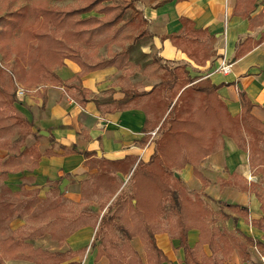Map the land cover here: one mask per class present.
Returning <instances> with one entry per match:
<instances>
[{
  "label": "trees",
  "instance_id": "1",
  "mask_svg": "<svg viewBox=\"0 0 264 264\" xmlns=\"http://www.w3.org/2000/svg\"><path fill=\"white\" fill-rule=\"evenodd\" d=\"M166 1L162 0L160 4ZM240 3L237 0V7ZM31 16L36 21L28 22ZM68 20L71 28L66 32H69L76 46L63 54L58 66H64L66 60H71L81 70L70 80L62 79L52 72V84L64 86L67 93L83 108L88 102H94L99 110L106 112L142 110L146 115L144 136L139 140L142 146L149 143L151 131L159 127L160 132L153 139L155 149L149 160H140L135 167L129 191L122 189L109 205L111 197L100 205L101 211L106 207L101 217L100 212L81 213L73 220L75 222L71 230L70 221L60 218L61 229L59 231L54 226L50 230L52 238L63 245L74 231L89 223L88 217L93 215L96 217L93 222L96 234L91 245L98 249L97 260L107 256L109 264H162L167 256L157 244L156 234L159 232V216L164 214L170 222L173 235L185 252L186 264H225L235 250L246 262L251 259L250 247L257 248L264 255L262 240L245 234L236 226L235 231L230 232L225 225L221 228L209 225L213 219V210L203 197L209 180L199 168L205 158L225 146V138L229 137L244 152L258 153L256 166L264 174V121L253 114L256 104L247 92L239 88L242 108L239 114L233 115L219 93V89L228 83H217L211 76H193L186 64L167 67L162 64L160 56L144 52L142 46L150 41L153 34L147 29V20L143 17L138 0H83L81 4L65 7L52 6L47 0H35L30 5L12 10L6 17L0 16V45H13V41L19 40L22 34L36 40L39 46L40 39H43L51 24L61 27ZM181 21V31L164 37L171 39L195 63L205 65L214 55L216 36L205 28H196L187 17H182ZM128 27L135 29L137 34H123ZM119 34L125 35L130 41L122 45L120 51L108 50V56L97 59L95 63L83 59L82 53H87L88 47L97 41L99 45L109 46ZM249 41L250 38H247L239 45V55L247 51L244 45L249 44ZM262 41L264 34L256 42ZM129 66H138L147 77L160 80L151 89L141 91V82H132L125 72ZM107 67L122 71L119 75L122 81L120 91L124 96L120 99L114 98L115 90L112 88L108 95L90 96L91 90L83 85L82 77ZM16 87V78L10 76L6 84L1 80L0 70V150H8L6 158L0 157V177L4 174L5 179L10 172L24 171L25 161L31 162V170L38 167L42 157L35 145L26 144L34 124L18 108ZM72 90L77 91V94ZM85 153L91 155L93 152ZM57 154L51 148L46 150V155ZM104 163L117 167V162ZM187 165L193 166L194 175L203 183V187L193 194L188 191L181 176L177 175V171ZM220 181L223 186L239 187L244 192L255 194L263 210L262 217L258 219L249 218L247 206L228 202L225 205L244 217L247 223L264 229V192L258 183L236 172L229 179ZM7 189L10 195L20 197L19 191ZM10 195L0 192V264L16 259L36 264H62L72 258L71 250L53 252L48 248L36 247L33 241L24 236L23 230L10 227V222L21 215L17 202L11 200ZM60 208L55 206L43 209L40 215L60 217ZM220 213L226 219L233 218L235 224L239 222V216H233L222 209ZM34 216L37 217L38 213ZM193 228L200 231L201 241L209 244L213 251L211 256L200 257L196 248L190 245L188 234ZM135 237H139L143 243L144 257L132 245ZM219 251L223 254L222 258H218ZM68 264L80 262L70 261Z\"/></svg>",
  "mask_w": 264,
  "mask_h": 264
},
{
  "label": "crops",
  "instance_id": "2",
  "mask_svg": "<svg viewBox=\"0 0 264 264\" xmlns=\"http://www.w3.org/2000/svg\"><path fill=\"white\" fill-rule=\"evenodd\" d=\"M138 1L143 17L147 20V29L153 34L150 41L142 46L144 52L151 54L154 51L164 60L186 64L193 76L201 74L204 77L211 76L217 83H228L219 89V93L233 115L241 112L239 88H243L256 104L253 114L264 121V41L256 42L264 34V0H240L238 7L237 0H168L162 4H160L162 0ZM245 13L249 15L245 16ZM182 17L191 19L196 28H205L216 36L213 44L214 55L205 65L195 63L187 53L175 46L171 39L164 37L181 31ZM247 38H250L249 44L244 45L247 51L239 55V45ZM222 61L232 63L228 73L217 71ZM65 62L64 66H58L54 71L62 79L69 80L81 68L74 61L66 60ZM116 71L118 70L115 67H107L82 77L84 87L91 90L90 96H103L112 88L115 90L114 98H122L124 93L120 91V85L113 80ZM125 72L128 73L132 82H141L139 87L141 91L159 82V79H151L143 74L138 66L126 67ZM38 99L39 101H36L26 97L24 102L18 103V108L34 124L33 132L27 136L26 143L29 146L28 137L36 140L35 147L42 153L39 166L31 170L29 168L31 162L25 161L24 171L8 173L4 182L13 191L20 190L23 184L31 186L38 191L39 196L44 195V197H47V193H50L57 184L59 188L61 187V192H65V197L74 201L73 203L79 207V214L82 210L86 212V208L82 207L86 203L92 211L96 212L100 209L97 203L99 197L88 190L87 184L93 183L91 178L87 179L88 175L99 170L96 164L100 165V162H117L114 176L122 185H119L117 193L112 195L107 204L109 205L116 194L128 183L125 181L132 175L139 161H148L155 149V145L151 143L145 146L139 144V140L144 136L145 113L140 109L106 112L99 110L94 102H88L83 108L67 93L65 87L60 85H50L43 97ZM42 132H48V134ZM225 141V146L221 150L200 163L201 172L209 180V184L204 188L203 197L206 200L213 198L227 201L223 199L224 197L234 200L235 202L232 203L249 207L250 219H258L262 217L263 210L255 194L244 192L239 187L221 184L220 179H229L233 172L248 178L243 159L244 152L231 138L226 137ZM50 148L58 154L46 155V150ZM0 152H4L0 153V157H7L8 150L4 149ZM85 152L93 153L87 155ZM247 158L246 153L245 160ZM177 174L186 185L190 186V182H193L194 190L203 187L202 181L193 173V166L187 165ZM250 174L252 176L250 181L258 183L259 176L252 175L251 171ZM64 182H67L66 187L62 188ZM188 190L190 192L189 188ZM105 211L106 207L103 211H99L100 217ZM227 213L239 216L232 211ZM224 219L223 225L230 232H234L235 227L227 225V222L233 218ZM88 221L90 222L79 227L67 238L62 250L73 252V257L68 262L109 264L107 256H102L98 260L96 258L98 249L91 245L96 234L94 217ZM212 222L211 227H218L214 226L217 222L215 219ZM236 227L245 234L264 242V229L247 223L244 217L239 216V227ZM156 239L157 244L167 256V260L162 264H186L185 252L180 247L179 240L173 235L170 222L164 214L159 216V232L156 234ZM188 239L200 257L213 254L209 244L201 241L198 229H191ZM132 245L144 257V246L139 237L138 241L136 238L132 241ZM250 251V260L243 261L235 250L226 259L225 264H264V255L257 248L250 247ZM222 257L223 254L219 251L218 258ZM5 262L32 264L30 261L20 259Z\"/></svg>",
  "mask_w": 264,
  "mask_h": 264
},
{
  "label": "rangeland",
  "instance_id": "3",
  "mask_svg": "<svg viewBox=\"0 0 264 264\" xmlns=\"http://www.w3.org/2000/svg\"><path fill=\"white\" fill-rule=\"evenodd\" d=\"M34 1L35 0H0V16L6 17L12 10L17 9L21 6L30 5ZM47 1H49L52 6H56V7L71 6L75 4H81L83 2V0H47ZM91 13L100 15L99 13L96 12H91ZM86 15L87 14H85L84 16ZM39 19H41V17ZM34 20L36 21V18L31 16L27 21L32 23ZM69 24H70L69 20L61 27L58 26L56 27L51 24L50 29L45 31V35L42 37L43 39H40L39 46L36 40H31L27 37H24L22 34H20L19 40L13 41L14 42L13 45L8 44L3 47H1L0 45L1 80L6 84H8L10 76H14L16 78L17 87L15 89H16V97L19 103L24 102V100H26V97H31L32 99L39 101L38 98L43 97L45 90L48 87H50V85H53L52 83H54V78L52 77V72H55L54 70L58 67L63 54L69 52L70 48L76 46V44L71 41L70 35L68 34L69 32H66L69 31V29L71 28ZM126 33H131L134 36L135 34H137V31L135 29L128 27L125 28L123 31V34ZM123 34H119L118 37L109 44V46L107 44L99 45L97 41L93 46L87 48V53H82L83 59L88 61L89 63H95L97 59L107 57L108 50H112L114 52L120 51L122 45L123 46L127 45L130 42L128 39H126V36ZM101 38L103 37H100L99 39ZM15 48L18 49V51H16ZM151 54L157 55L154 51H152ZM162 64H165L167 67L168 66L173 67L183 63H178L171 60L163 59ZM120 73L121 72L119 71H116L114 73L113 80L116 82L117 85H120L122 83V81L119 78ZM196 75L202 76L201 74H196ZM24 80H28V82H24ZM151 88L152 87L150 88L148 87L146 90H149ZM20 89H23L25 91L24 95L18 94V91ZM42 90H44V92ZM110 91L111 89L107 90V93H110ZM71 92L77 94V91L75 90H72ZM105 95L108 94L105 93ZM153 132H155V134H153ZM159 132H160L159 127L151 131L150 133L151 139L149 141L151 145H155L153 139H156L159 136ZM28 139L30 140V142L28 143L29 145L32 146L36 145L35 139L31 137H28ZM0 153L2 154L4 152H0ZM244 154L246 158V152H244ZM247 154H248V158L246 160L242 155L246 164L247 177L249 180H251L250 177L252 176L250 174V171L252 172V175L254 174L258 175L259 176V179H257L258 186L260 187V189L264 191V174H262L259 171L258 166H256V160L259 161V159H257L258 153L252 152L251 154H249V152H247ZM96 167H99V170L92 175H88L89 177L87 179L91 178V180H93V183H89V185L87 184V187L88 190H90V192L96 193L98 195L99 200L97 203L99 205H102L110 197H112L113 194L117 193L118 187H120L122 184L118 180L116 181L117 178L114 176V173L116 172L117 167H115L111 163L100 162V165L98 163L96 164ZM178 172L180 171H177V173ZM4 181H5L4 174H1L0 192H3L6 195L7 194L10 195L9 192H7L8 190L7 188L10 187ZM125 182L128 183L123 186V189L129 191L131 188V176L127 178ZM184 184L186 185V183ZM65 185L62 188H65L66 187ZM189 185L190 186L186 185V187L189 188L190 193L193 194L195 192V190L193 189L195 186L193 185V182H190ZM18 191L21 193L20 197H16L12 195H10L9 197L11 198V200L17 202L19 207L18 212L21 215L19 217H16L10 222V227L14 230L17 229L23 230L24 236L28 237L29 241H33L36 247L40 246L43 248H48L53 252L64 251L62 250L63 245H60L59 241L52 238L50 230L55 226L60 231L61 229L60 218H65L68 219V221H70L69 230H71L75 222L73 220H75V218L80 215L79 207H77L75 203H73L74 201L65 197V192H61V187L59 188L57 184L55 188L51 190L50 193H47V197H44V195L39 196L38 191L35 188H32L31 186H26L24 184L20 187V190ZM120 192L121 191H119V193ZM118 194H116V196ZM223 199H226L227 201L215 200L213 198H207V200L205 199L208 206L213 210V219L217 221L216 223H214V226L217 225L220 228L222 227L223 224H225V219L220 213V209L226 212H231V210L228 208L227 205H225V203L235 202L234 200H229L228 198L225 197ZM86 204L82 205V207L83 208L85 207L86 211H88L89 214L95 213ZM55 206H61L60 217H58V215H49V214L45 216L40 215V212L43 209L52 208ZM100 210L101 208L97 209L96 213H99ZM83 212L85 211L82 210L81 213ZM37 213L38 216L35 217L34 215ZM91 216L93 215H90L88 217V220H91L94 217ZM95 219L96 217H94V220ZM213 219L210 220L209 223L210 226L213 223L212 222ZM227 225L239 227V222L235 224L234 219H232L229 222H227ZM1 236L2 235L0 233V237ZM135 238L138 241V237ZM70 259H68L66 262H68ZM66 262L62 264H65ZM5 264L8 263L5 262Z\"/></svg>",
  "mask_w": 264,
  "mask_h": 264
},
{
  "label": "built area",
  "instance_id": "4",
  "mask_svg": "<svg viewBox=\"0 0 264 264\" xmlns=\"http://www.w3.org/2000/svg\"><path fill=\"white\" fill-rule=\"evenodd\" d=\"M232 63H227L226 61H222L221 62V65L219 66V68L217 69V71H222L224 73H228L229 70H230V66H231ZM18 94L19 95H24L25 94V91L23 89H20L18 91ZM153 134H155V132H153Z\"/></svg>",
  "mask_w": 264,
  "mask_h": 264
},
{
  "label": "water",
  "instance_id": "5",
  "mask_svg": "<svg viewBox=\"0 0 264 264\" xmlns=\"http://www.w3.org/2000/svg\"><path fill=\"white\" fill-rule=\"evenodd\" d=\"M43 134H48V132H42ZM178 175V174H177ZM67 182H64L63 184H62V187H64V185L66 184Z\"/></svg>",
  "mask_w": 264,
  "mask_h": 264
}]
</instances>
